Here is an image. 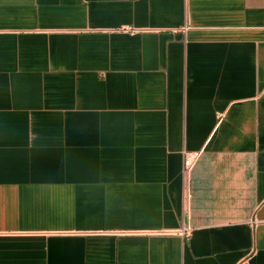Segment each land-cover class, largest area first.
Segmentation results:
<instances>
[{
    "label": "crops",
    "instance_id": "crops-1",
    "mask_svg": "<svg viewBox=\"0 0 264 264\" xmlns=\"http://www.w3.org/2000/svg\"><path fill=\"white\" fill-rule=\"evenodd\" d=\"M0 264H264V0H0Z\"/></svg>",
    "mask_w": 264,
    "mask_h": 264
},
{
    "label": "built area",
    "instance_id": "built-area-1",
    "mask_svg": "<svg viewBox=\"0 0 264 264\" xmlns=\"http://www.w3.org/2000/svg\"><path fill=\"white\" fill-rule=\"evenodd\" d=\"M199 156L198 151H184L183 154V168H182V199L184 203H188L191 198V184L190 174L192 167L194 166ZM191 227L184 223L178 230V233L182 236H188L190 234Z\"/></svg>",
    "mask_w": 264,
    "mask_h": 264
}]
</instances>
